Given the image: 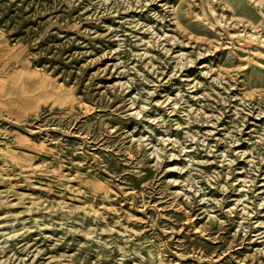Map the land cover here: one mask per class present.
Returning a JSON list of instances; mask_svg holds the SVG:
<instances>
[{
    "label": "rangeland",
    "instance_id": "1",
    "mask_svg": "<svg viewBox=\"0 0 264 264\" xmlns=\"http://www.w3.org/2000/svg\"><path fill=\"white\" fill-rule=\"evenodd\" d=\"M0 264H264V0H0Z\"/></svg>",
    "mask_w": 264,
    "mask_h": 264
}]
</instances>
